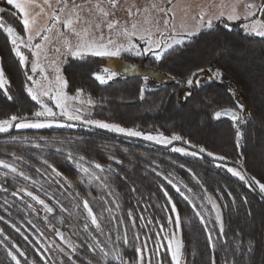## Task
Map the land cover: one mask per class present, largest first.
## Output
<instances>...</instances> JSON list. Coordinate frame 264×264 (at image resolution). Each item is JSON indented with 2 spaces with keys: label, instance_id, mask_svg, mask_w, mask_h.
<instances>
[{
  "label": "trees",
  "instance_id": "16d2710c",
  "mask_svg": "<svg viewBox=\"0 0 264 264\" xmlns=\"http://www.w3.org/2000/svg\"><path fill=\"white\" fill-rule=\"evenodd\" d=\"M0 5L7 9L0 13L3 21L25 35L18 10L5 0H0ZM243 22H228L231 30L216 22L213 30L202 31L191 43L166 54L159 62L152 56L124 54L116 59L136 66L137 73H125L106 84L93 77L100 57H69L63 67L66 90L76 94L77 89H83L82 97L93 101L86 119L170 137L177 134L184 138L181 141H190L189 145L206 151L200 157L184 155L173 149L197 150L180 143L168 147L81 121L67 122L75 123V127H14L0 134V159L25 173L21 177L0 168V241L4 242L0 244V264H15L8 249L17 254L21 264H119L114 258L116 249L125 260L133 261L137 248H143L146 257L151 256L152 264H157V259L161 264H174L165 235L172 231L183 243L181 264H264V196L224 167L242 161L239 164L250 176L264 182V37L244 31L240 26ZM0 60L13 96L8 101L0 91V119L11 114L30 116L39 105L25 91V68L18 63L2 31ZM197 68H219L223 75L209 78L207 72L200 73L197 78L201 84L190 87L184 80ZM144 75L159 80L155 87L145 88L141 98ZM237 101L245 106L239 113L244 121L239 143L236 122L225 115L214 118L216 111L236 108ZM67 151L73 153L74 160L83 156L81 163L94 170L102 182L86 176L67 158ZM217 156L225 159L217 160ZM97 162L104 165V172L95 170ZM21 188L26 191H19ZM165 192L177 205L179 226L167 222L175 213ZM208 196L220 205L222 233ZM84 200L103 231L91 224ZM197 212L205 217L203 221ZM125 230L127 243L116 239ZM209 232L214 247L208 241ZM137 234L139 239L135 238ZM96 241L110 252L108 257H103L99 249L92 251L90 246ZM157 245L158 256L154 251Z\"/></svg>",
  "mask_w": 264,
  "mask_h": 264
},
{
  "label": "snow or ice",
  "instance_id": "6c2138e0",
  "mask_svg": "<svg viewBox=\"0 0 264 264\" xmlns=\"http://www.w3.org/2000/svg\"><path fill=\"white\" fill-rule=\"evenodd\" d=\"M5 2L8 6H13L15 10H18L25 35H21L12 25L5 24L2 17H0V31L6 35L11 45V51L18 59V63L25 68L30 65L32 74L25 73L27 80L24 88L39 107L30 116L11 114L6 118L0 119V133L8 132L13 127L40 129L52 127L53 124L64 126L60 123L61 120H64L65 122L81 121L84 125H95L101 129L123 133L130 137L143 136L147 140L161 144L181 141L184 138L177 134H173L171 137H167L163 133L155 135L151 133L145 134L134 128L123 127L118 123L86 119V112L83 106L85 104L91 105L93 102L90 98L87 100L81 99L84 95L83 89H77L76 94L72 96L66 93L65 89L68 86V81L62 75L60 64L65 62L66 57L84 60L91 55L106 57L109 61H112L113 58H120L127 53L136 57L151 54L153 59L159 62L165 58L166 54L175 52L182 46L191 43L202 31L213 30L216 22L223 23L225 28L231 30L228 22L246 21L240 25L244 31L264 37V0H259V3H257V0H228L227 3L221 0V3L217 5L219 9L217 13L209 14L201 9L195 16L191 17V20L194 21L191 24L188 23L187 6L179 9L184 12V16L179 23L177 22L178 5L181 0H144L142 4L136 3L135 0H123V3L122 0H79V2L77 0H5ZM6 11L7 9L0 8V13ZM41 16L46 17V23L43 25L40 24ZM54 30L55 34L53 35ZM37 38H39V42H35ZM54 39L60 41V46L55 48L57 58L49 61L47 46ZM26 51L29 53L28 55L25 54ZM42 57L43 61L47 62L46 64L42 62ZM49 69H51V76ZM102 71L104 74L93 73V77L100 84H106L119 75V73L111 71L107 67ZM204 72L209 74V78L213 76L222 78L223 75L219 68H197L185 78L184 83L190 87L200 85L201 81L197 77ZM35 76L39 78H34ZM148 80L149 76L144 75V85L140 88L141 98H143ZM10 83L11 81L6 75L4 67L0 66V91L3 92L8 101L13 100V96L9 91ZM188 95H191V93L189 92ZM233 95H235L234 92ZM48 101H55V105L50 106ZM77 103L80 106H76ZM244 107L243 104L237 101L236 108H224L214 113L215 119L228 115L232 121L236 122L237 143L243 136L240 131V124L244 121L241 120L239 113L244 110ZM55 109H59V111ZM67 126L75 127L76 124L67 123ZM184 143L188 144L190 141H184ZM192 147L196 146L193 145ZM57 151L61 150L57 149ZM173 151L200 157V154L204 153L206 149L200 147L197 151H189L184 147H176ZM66 154L67 158L73 161L76 167L80 168L86 176L101 181V177L96 175L94 170L81 163V161H84L83 156L79 157V160H74L71 151H67ZM12 155L15 156V153ZM207 155L213 156L214 154L207 152ZM215 158L221 161L225 159L223 156ZM17 159H23V157H17ZM237 163H242V161H237ZM224 167L229 173L237 177L239 181L245 182L249 188H258L261 193H264V182H261L260 179L250 176L238 168L227 167L226 165ZM0 168L10 170V173H17L21 177L25 176V173L18 171L13 163L3 159H0ZM94 168L100 172L105 170L104 165L98 162L94 164ZM191 171L189 169V172ZM3 175L7 176L9 172H4ZM26 178L31 179L30 177ZM164 178L168 180L167 176ZM169 183L171 184L172 181L169 180ZM104 186L107 187V185ZM184 187L187 188V185ZM19 191L23 192L26 189L21 188ZM176 191L180 192V188L177 187ZM188 191L190 192L191 189H188ZM181 194L183 195V193ZM27 195L31 197L33 193L27 192ZM165 196L170 202L171 211L175 213L174 216H168L167 222L170 225L179 226L181 217L177 205L172 202V197L168 196L167 192H165ZM34 199L38 200L40 204L45 203L39 197H34ZM208 201L216 209V219L220 221L219 231L222 233L224 224L220 205L211 196H208ZM83 207L91 218V224L95 225L96 229L103 231L96 214L89 206L87 200L83 201ZM192 207L195 208L197 205L193 204ZM47 210L52 211L51 208ZM131 215L132 213L129 211V216ZM196 215L201 221L205 219L200 212H197ZM0 219H3V217H0ZM132 223L135 224V219L132 220ZM12 226L16 227L15 225ZM87 227L88 225L86 224L85 228ZM163 227V225H160L161 229ZM16 230L19 231V228ZM2 231L3 229H0V232ZM57 234L61 236V239L64 238L61 233ZM106 235L109 239L111 238L110 234ZM156 235L159 236L160 233L157 232ZM165 235L168 238L167 248L171 252V260L174 264H181L182 241L176 238L174 231ZM135 238L139 239V235L137 234ZM116 239L127 243L126 230L122 237L117 236ZM212 240V233L209 232L208 241L214 247ZM3 243V241H0V244ZM144 246L146 247V241ZM68 247L72 252L76 251L73 245L69 244ZM90 247L92 251L99 249L105 258L110 255L109 251H105L100 246L99 241H96L95 245ZM159 247L160 245H157V248L154 249L157 256ZM115 251L116 255L114 258L119 261V264H152L151 256L146 257L143 248L136 249L138 255L133 261L125 260L118 249ZM8 255L12 261H15V264H21V260L11 249H8ZM20 255L22 256L23 253H20ZM33 264H36V262L33 261ZM157 264H161L159 259H157Z\"/></svg>",
  "mask_w": 264,
  "mask_h": 264
},
{
  "label": "rangeland",
  "instance_id": "374dc122",
  "mask_svg": "<svg viewBox=\"0 0 264 264\" xmlns=\"http://www.w3.org/2000/svg\"><path fill=\"white\" fill-rule=\"evenodd\" d=\"M77 2H79V0H77ZM135 2L138 3V4H142V3H144V0H135ZM224 2L227 3L228 0H224ZM122 3H123V0H122ZM220 3H221V0H181L180 4L178 5L177 22L179 23L180 19L184 16V12L183 11H180L179 10L180 8H183V7L187 6L188 23L191 24V23H194V21L191 20V17L192 16H195L196 13H198L201 9L205 10L209 14H215V13H217L219 11L217 5H219ZM257 3H259V0H257ZM0 8H3V7L0 5ZM36 11H38V9H36ZM0 17H1V15H0ZM245 22L246 21H244L243 23H245ZM44 23H46V17L41 16L40 17V24L43 25ZM54 34H55V30H54L53 35ZM59 46H60V41L55 40V39L50 44H48L47 48H48V60L49 61L52 60V59L57 58V53L55 52V48L56 47H59ZM25 54L28 55L29 53L26 51ZM149 56H151V54H149V55H147L145 57H149ZM100 58H101L100 59V65L98 66L96 72H99L100 74H104L102 70L105 67H107L111 71H116L117 73H119V75L116 78H114V79H118V78L123 77L125 75V73H127V74L128 73H130V74L133 73L134 74V73H137V71H138V68L136 66H135V69H133V71H130L129 70L130 68H133V65L132 64L129 65L131 67H129L127 69V71L123 70L122 67H121V63H124V62H121L120 60H117L116 58H113L112 61H109L108 58H106V57H100ZM30 59H31V57H30ZM68 59H69V57H66L65 58V62L60 64V67H61V70H62V75H63V67L67 63ZM42 62H44L45 64L47 63L46 61H43V57H42ZM0 66H1V60H0ZM25 71L28 74H32L30 72V65H29L28 68H25ZM49 74L51 76V69H49ZM34 78H39V77L38 76H35ZM158 80H159V78H157V77H154V76L149 77V80L147 82L146 88L155 87L158 84ZM65 91H66V93L69 96L75 95V94H69L66 89H65ZM81 99L87 100L88 98L81 97ZM48 102H49L50 106H54L55 105V101H48ZM92 105H93V103L91 105L85 104L83 106L85 108L86 115H87V111L92 107ZM76 106H80V105L77 103ZM55 110L56 111H59V109H55ZM225 116H228V115H225ZM95 120H99V119H95ZM101 121H103V120H101ZM105 122H107V121H105ZM60 123L63 124L64 126L67 125V122H65L64 120H61ZM53 126H58V125L57 124H53ZM17 129L22 130V129H36V128H17ZM136 130L142 131L145 134L151 133V134L155 135V134L159 133V132L145 131V130H141V129H136ZM0 134H3V133H0ZM119 134H123V133H119ZM123 135H126V134H123ZM165 136H167V135H165ZM167 137H170V136H167ZM136 138H140V139H143V140H147L143 136L136 137ZM147 141H150V140H147ZM151 142L156 143V144H160V145H167V144L158 143L156 141H151ZM227 167H235V168H238L235 165H227ZM65 239H66L67 242L69 241L67 239V237Z\"/></svg>",
  "mask_w": 264,
  "mask_h": 264
},
{
  "label": "water",
  "instance_id": "95a60500",
  "mask_svg": "<svg viewBox=\"0 0 264 264\" xmlns=\"http://www.w3.org/2000/svg\"><path fill=\"white\" fill-rule=\"evenodd\" d=\"M12 129H14V127H13ZM178 143L183 144V145H186V146H188V147H190V148H192V149L198 150L197 148L192 147L191 145L186 144V143H184L183 141H173L171 144H167L166 146L169 147V146H172V145H174V144H178ZM235 164H236L238 167H240V168L243 169V167H242L241 164H239V163H235ZM243 171H245V172L247 173V171H246L245 169H243ZM247 174H248V173H247ZM259 192H260V191H259ZM260 194H262V196H264L263 193L260 192Z\"/></svg>",
  "mask_w": 264,
  "mask_h": 264
},
{
  "label": "crops",
  "instance_id": "0c3cea01",
  "mask_svg": "<svg viewBox=\"0 0 264 264\" xmlns=\"http://www.w3.org/2000/svg\"><path fill=\"white\" fill-rule=\"evenodd\" d=\"M129 65H130L129 63H121V67H122L123 70L128 69L129 67H131ZM133 69H134V67L130 68L129 70L133 71Z\"/></svg>",
  "mask_w": 264,
  "mask_h": 264
}]
</instances>
